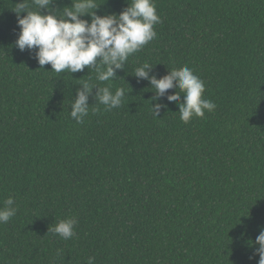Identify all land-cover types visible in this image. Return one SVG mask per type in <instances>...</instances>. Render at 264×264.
<instances>
[{
    "label": "trees",
    "instance_id": "obj_1",
    "mask_svg": "<svg viewBox=\"0 0 264 264\" xmlns=\"http://www.w3.org/2000/svg\"><path fill=\"white\" fill-rule=\"evenodd\" d=\"M17 2L0 0V207L12 197L17 209L0 223V264H257L264 0H154L156 38L110 82L125 91L121 105L106 110L94 87L80 124L70 106L94 71L56 73L35 50L20 51ZM97 3L98 15L127 6ZM64 6L70 0L51 5ZM143 63L157 79L190 68L216 108L184 123L166 98L173 88L157 98L166 107L156 118L155 89L134 76ZM69 217L73 238L48 232Z\"/></svg>",
    "mask_w": 264,
    "mask_h": 264
},
{
    "label": "clouds",
    "instance_id": "obj_2",
    "mask_svg": "<svg viewBox=\"0 0 264 264\" xmlns=\"http://www.w3.org/2000/svg\"><path fill=\"white\" fill-rule=\"evenodd\" d=\"M53 0H18L13 12L17 17L19 32L15 46L20 50H35L34 58L43 68L48 64L50 71L62 73L82 72L85 68L94 71L93 78L82 81L71 103L70 116L76 123H83L89 113L88 103L92 89L96 88L95 100L106 110L119 107L125 91L111 90V81L116 70L124 67L129 56L138 52L145 44L156 38L154 26L160 22L154 0H127V6L118 14L98 15L97 0H70V6L61 10L51 7ZM41 10H44L43 13ZM21 13L24 15L21 17ZM87 16L89 19H83ZM152 65L143 63L135 69L134 76L145 79L155 89L150 109L157 118L160 109L166 107L156 102L168 89H175L168 95V101L178 104L180 120L188 123L193 116L204 117L216 105L203 98L204 82L188 67L172 68L168 74L157 79L149 76ZM109 82L100 87L98 83ZM183 96V102L180 98ZM0 207V223H6L16 214L12 197ZM74 217L60 219L49 227L48 232L68 240L75 236ZM251 244L255 245L253 256L257 264H264V228ZM58 254L60 250H57ZM251 259V257H250ZM95 258L88 257L87 264H94Z\"/></svg>",
    "mask_w": 264,
    "mask_h": 264
}]
</instances>
